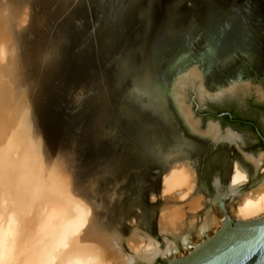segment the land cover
<instances>
[{"label": "rangeland", "instance_id": "1", "mask_svg": "<svg viewBox=\"0 0 264 264\" xmlns=\"http://www.w3.org/2000/svg\"><path fill=\"white\" fill-rule=\"evenodd\" d=\"M10 1L27 8L28 14L27 23L14 26L12 34L19 39L14 86L26 95L32 135L48 166L64 167L61 173L70 179L72 192L97 207L101 226L127 236L134 220L140 230L160 240L161 180L180 162L194 171L195 191L177 205L187 210L192 198L201 196L200 214L212 208L222 223L218 203L210 204L215 181L226 185L234 162L249 176L242 191L262 179L260 142L251 129L224 117L232 111L254 118L264 133V0ZM91 18L96 23L87 39L74 46L71 32H80ZM105 33L116 36L115 43L107 44L114 49L113 59L102 63L110 74L113 103L98 121L105 99L98 65H85L80 50L97 47ZM181 76L192 79L182 99L198 128L214 124L218 135L230 130L240 150L236 145L212 147L182 127L168 97ZM242 152L262 154L257 175L250 163L257 169L255 159L248 156V161ZM111 168L117 179L104 204L89 194L87 179L100 180L101 191L112 182L105 174ZM152 195L157 198L151 202ZM222 203L231 220L239 221L230 213L231 201ZM220 227L201 240L192 238V244L210 239ZM191 252L182 250L173 258Z\"/></svg>", "mask_w": 264, "mask_h": 264}, {"label": "bare ground", "instance_id": "2", "mask_svg": "<svg viewBox=\"0 0 264 264\" xmlns=\"http://www.w3.org/2000/svg\"><path fill=\"white\" fill-rule=\"evenodd\" d=\"M26 9L20 3L0 0V264H155L176 257L182 250L193 251L192 238L201 240L216 231L223 219L212 208L200 214L201 196L187 202V210L177 205L195 191L194 171L188 163L173 165L161 180L159 198L164 206L157 221V240L140 230L134 220L127 236L118 228L101 226L94 213L97 207L72 192L70 179L62 175L64 167L53 168L44 161L30 129L26 95L14 86L18 68L12 28L27 23ZM183 77L175 84L176 103L188 127L200 133L182 99L186 82L192 79L184 81ZM197 95L203 100L199 86ZM213 125L201 134L216 143H236L231 131L218 135ZM248 156L255 159L257 169ZM245 157L257 175L262 154ZM105 174L113 178L103 190L97 189L98 179H87V185L94 200L108 204L117 178L113 169ZM248 182L247 171L234 162L227 184L216 180L212 185L216 196L210 199L211 207L228 199L230 213L239 221L263 216L264 176L254 187L242 191ZM156 198L152 195L150 201Z\"/></svg>", "mask_w": 264, "mask_h": 264}, {"label": "water", "instance_id": "3", "mask_svg": "<svg viewBox=\"0 0 264 264\" xmlns=\"http://www.w3.org/2000/svg\"><path fill=\"white\" fill-rule=\"evenodd\" d=\"M95 23L96 22L94 19H92V21L89 19L80 32H71V41L74 43V46L82 44V42L87 39L86 37L89 35L88 33L91 31ZM88 26H90L89 29ZM115 41L116 36L114 34L105 33L100 36L98 41L100 43H98L97 47L85 46L80 50L81 58L83 57L82 60L85 65H90L89 67L98 65L97 76L99 78L102 91H104L105 94V99L103 101L104 103L101 105V108L97 113L98 121H100L101 118L104 119L105 115H107L108 109L106 105L109 106L113 103L110 74L109 72L104 71L102 63H106L107 60L113 59L114 49L107 48V44L109 42L113 44ZM18 42L19 39L16 37V45ZM175 84L172 86V88H170V95L168 97L171 99L172 106L174 107L176 115L179 117L180 122L182 123V127L193 137L206 140L212 147H217L218 145H236L237 149L240 150L237 143H216L201 134V132L204 130L199 129L200 133H195L188 127L176 103V96L174 92ZM91 115L94 116V113ZM258 136L264 146V138H262L259 134ZM244 155L250 154L243 153V156ZM210 189L212 195L213 190L211 185ZM217 203L224 215V222L222 223L217 234H215L210 239L206 238V241H198L196 245L191 247L193 251L186 258L176 260L173 258V260L169 261L168 257H166L167 261L160 262L158 264H264V215L260 218L250 221H232L224 209L222 199L218 200Z\"/></svg>", "mask_w": 264, "mask_h": 264}, {"label": "flooded vegetation", "instance_id": "4", "mask_svg": "<svg viewBox=\"0 0 264 264\" xmlns=\"http://www.w3.org/2000/svg\"><path fill=\"white\" fill-rule=\"evenodd\" d=\"M227 118L229 119V121L231 123H239L245 127H248L249 129L252 130V132L254 133V135L256 136V138L258 139V141L260 142L262 148L264 149L263 143L261 141V139L259 138L258 134L264 138V133L262 131V127L259 124V122L251 117H237L232 111L228 112L227 114ZM258 133V134H257Z\"/></svg>", "mask_w": 264, "mask_h": 264}, {"label": "trees", "instance_id": "5", "mask_svg": "<svg viewBox=\"0 0 264 264\" xmlns=\"http://www.w3.org/2000/svg\"><path fill=\"white\" fill-rule=\"evenodd\" d=\"M226 116H227V115H225V117H224V118H227Z\"/></svg>", "mask_w": 264, "mask_h": 264}]
</instances>
